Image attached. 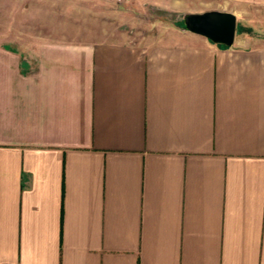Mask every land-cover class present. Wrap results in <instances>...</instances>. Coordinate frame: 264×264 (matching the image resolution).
Here are the masks:
<instances>
[{
    "label": "crops",
    "instance_id": "0c3cea01",
    "mask_svg": "<svg viewBox=\"0 0 264 264\" xmlns=\"http://www.w3.org/2000/svg\"><path fill=\"white\" fill-rule=\"evenodd\" d=\"M0 264H264V0H0Z\"/></svg>",
    "mask_w": 264,
    "mask_h": 264
},
{
    "label": "water",
    "instance_id": "95a60500",
    "mask_svg": "<svg viewBox=\"0 0 264 264\" xmlns=\"http://www.w3.org/2000/svg\"><path fill=\"white\" fill-rule=\"evenodd\" d=\"M185 29L206 37L211 42L231 47L234 43L237 19L231 13L210 11L183 16Z\"/></svg>",
    "mask_w": 264,
    "mask_h": 264
},
{
    "label": "rangeland",
    "instance_id": "374dc122",
    "mask_svg": "<svg viewBox=\"0 0 264 264\" xmlns=\"http://www.w3.org/2000/svg\"><path fill=\"white\" fill-rule=\"evenodd\" d=\"M144 19L146 20V26L142 27V29L145 30H150V31H155L160 28L161 26L165 25H179L183 28H185L184 23H183V16H177V15H170L166 13H162L155 8L150 9L146 15L144 16ZM134 31V28H132ZM238 35L242 33H247L250 34L252 32L251 29L249 28H244L242 23H239L238 28H237Z\"/></svg>",
    "mask_w": 264,
    "mask_h": 264
},
{
    "label": "built area",
    "instance_id": "2783aa9c",
    "mask_svg": "<svg viewBox=\"0 0 264 264\" xmlns=\"http://www.w3.org/2000/svg\"><path fill=\"white\" fill-rule=\"evenodd\" d=\"M121 1V0H120Z\"/></svg>",
    "mask_w": 264,
    "mask_h": 264
}]
</instances>
